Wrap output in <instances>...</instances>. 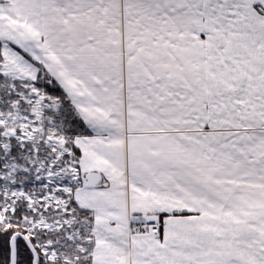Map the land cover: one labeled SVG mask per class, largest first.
<instances>
[{"label": "snow or ice", "instance_id": "snow-or-ice-1", "mask_svg": "<svg viewBox=\"0 0 264 264\" xmlns=\"http://www.w3.org/2000/svg\"><path fill=\"white\" fill-rule=\"evenodd\" d=\"M0 264H264V0H0Z\"/></svg>", "mask_w": 264, "mask_h": 264}]
</instances>
